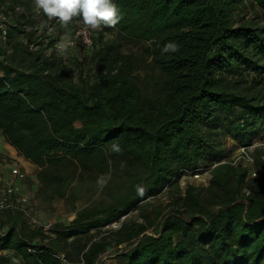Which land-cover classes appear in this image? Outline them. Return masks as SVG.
I'll use <instances>...</instances> for the list:
<instances>
[{
    "label": "trees",
    "instance_id": "16d2710c",
    "mask_svg": "<svg viewBox=\"0 0 264 264\" xmlns=\"http://www.w3.org/2000/svg\"><path fill=\"white\" fill-rule=\"evenodd\" d=\"M113 2L120 15L114 27L123 39L152 40L145 50L152 70L145 79L137 81L130 57L114 42H99L86 66L87 53H80L76 80L62 59L29 52L22 43L13 55L0 52V130L40 168L38 195L63 198L74 182L88 190L85 179L93 178L110 198L78 212L49 241L18 213L6 211L9 226L0 228V251H14L23 264H61L54 252L69 262L95 264L110 244L129 242L158 220L152 235L120 252L124 264H264L259 153L253 159L256 177L248 182L244 168L220 164L206 198L188 187L182 205L174 203L162 216L154 210L147 225L122 223L98 239L79 238L156 196L180 169L219 159L225 137L247 147L264 134V20H235L247 2L264 13V0ZM72 22L59 30L71 31ZM13 31L18 28L11 26V40ZM169 42L179 50L163 52ZM221 68L226 75H217ZM0 264L10 263L0 258Z\"/></svg>",
    "mask_w": 264,
    "mask_h": 264
},
{
    "label": "rangeland",
    "instance_id": "374dc122",
    "mask_svg": "<svg viewBox=\"0 0 264 264\" xmlns=\"http://www.w3.org/2000/svg\"><path fill=\"white\" fill-rule=\"evenodd\" d=\"M240 17L243 18L242 23L250 21L261 23L264 20V13L258 10L255 5L247 2L236 13L235 20L238 21ZM60 24L58 20L50 19L42 11L38 12L35 9L34 0H0V25L6 30V40L0 44V52L8 56L13 55L15 46L22 43L29 52L40 54L46 58L57 57L62 59L65 65L72 70L73 78L76 80L78 71L74 66L75 60L80 61L82 58L80 53L83 51L87 53L82 60L86 66L89 55L99 42H114L123 54L130 57L133 76L137 78V81L145 79V74L152 70L151 57H148L145 51L151 47L152 40L137 43L130 39H123L121 31L115 27H103L99 30L86 29L78 17L73 20L71 31L59 30ZM234 24L236 26L239 22ZM11 26L18 28V31L12 32V40L8 36ZM60 45L64 46L63 51L58 47ZM212 58L217 60L215 54H212ZM216 73L218 76L226 75L225 69L222 68L218 69ZM0 77H2L1 71ZM74 124L77 127L81 126L80 122ZM223 147L225 151L219 159L214 161L199 160L194 170L180 169L178 175L174 176L156 196L141 202L120 220L98 231L90 230L79 238L82 242L88 239H98L101 235H109L110 232L119 230L122 223L138 224L142 222L146 224V218L153 219L154 210L160 209V216H162L174 203L178 206L182 205L188 187L201 191L206 198V191L210 186L213 170L220 164L244 168L246 170L245 182L256 177L253 171V159L255 153L261 154L264 158V134L255 137L251 145L247 147L241 146L236 140L227 136L223 139ZM9 168H18L24 174L22 179L17 178L15 180H18V186L27 194L33 208L32 214L37 222L31 223L19 212L12 213H18L27 228L40 231L44 235L45 241L57 239L58 233L71 225L78 212L84 208L110 201V198L101 192L102 187L97 188L98 182L93 178L85 179V182L90 184L88 190H85L81 184L74 182L71 190L63 198L45 200L38 195L40 183L37 179V172L40 168L19 155L7 142L0 130V176L6 173ZM195 175L199 178H195ZM3 187L0 181V191ZM243 190L248 192L247 185H244ZM7 219L6 211H0V228L2 230H6L9 226ZM157 221L129 242L118 245L110 244L99 255L95 264H124L125 260L120 257V252L143 235H152ZM73 238V236L68 237L67 242H71ZM29 252L32 253V250L30 249ZM53 255L60 260L61 264H83L81 260L69 262L62 252H54ZM0 258L7 260L10 264H23L12 250H1Z\"/></svg>",
    "mask_w": 264,
    "mask_h": 264
},
{
    "label": "clouds",
    "instance_id": "9594fccd",
    "mask_svg": "<svg viewBox=\"0 0 264 264\" xmlns=\"http://www.w3.org/2000/svg\"><path fill=\"white\" fill-rule=\"evenodd\" d=\"M35 9L50 19L58 20L62 26L69 25L74 18H80L86 29L99 30L114 27L120 19L119 9L113 0H34ZM61 51L64 46L60 45ZM173 42L164 45L162 51L177 52Z\"/></svg>",
    "mask_w": 264,
    "mask_h": 264
},
{
    "label": "built area",
    "instance_id": "2783aa9c",
    "mask_svg": "<svg viewBox=\"0 0 264 264\" xmlns=\"http://www.w3.org/2000/svg\"><path fill=\"white\" fill-rule=\"evenodd\" d=\"M5 40L6 30L0 25V44H3ZM10 174L19 179L24 177V174L18 168H11ZM195 178H199V176L195 175ZM0 211L19 212L31 223L35 224L37 222L32 214L33 208L27 194L20 186L15 184H8L0 191Z\"/></svg>",
    "mask_w": 264,
    "mask_h": 264
},
{
    "label": "crops",
    "instance_id": "0c3cea01",
    "mask_svg": "<svg viewBox=\"0 0 264 264\" xmlns=\"http://www.w3.org/2000/svg\"><path fill=\"white\" fill-rule=\"evenodd\" d=\"M10 169V168H9ZM7 170L6 173L2 174L0 176V181L1 183L3 184V186H6L8 184H15V185H18V180H15L17 178H15L14 176H12L10 174V170Z\"/></svg>",
    "mask_w": 264,
    "mask_h": 264
}]
</instances>
